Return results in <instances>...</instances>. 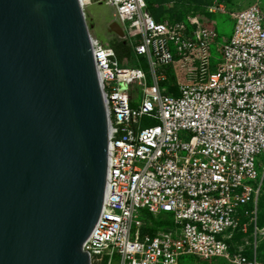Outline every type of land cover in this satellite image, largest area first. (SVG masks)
<instances>
[{
  "label": "built area",
  "instance_id": "2783aa9c",
  "mask_svg": "<svg viewBox=\"0 0 264 264\" xmlns=\"http://www.w3.org/2000/svg\"><path fill=\"white\" fill-rule=\"evenodd\" d=\"M103 1L123 27L119 41L146 58L151 83L90 32L109 128L105 199L84 243L90 264H181L185 255L264 264V3L231 13L233 35L213 64L218 34L200 13L158 21L146 0ZM80 2L84 11L95 3ZM224 8L215 0L207 11ZM171 75L177 95L163 85ZM133 84L143 95L137 106ZM142 210L168 213L171 225L146 223Z\"/></svg>",
  "mask_w": 264,
  "mask_h": 264
},
{
  "label": "water",
  "instance_id": "95a60500",
  "mask_svg": "<svg viewBox=\"0 0 264 264\" xmlns=\"http://www.w3.org/2000/svg\"><path fill=\"white\" fill-rule=\"evenodd\" d=\"M108 144L80 0H0V264H90Z\"/></svg>",
  "mask_w": 264,
  "mask_h": 264
},
{
  "label": "rangeland",
  "instance_id": "374dc122",
  "mask_svg": "<svg viewBox=\"0 0 264 264\" xmlns=\"http://www.w3.org/2000/svg\"><path fill=\"white\" fill-rule=\"evenodd\" d=\"M169 1L170 10L172 11H184L192 9L193 7L200 11V14L204 21L215 29L218 34L217 43H215L212 47L213 51V64L217 63L221 60L222 55L219 51L220 46L228 40L234 32L235 20L232 18V12L241 10L243 8H247L254 4L257 1L263 2L264 0H216L225 8L224 10H220L217 13H208L206 12V6L209 2L215 0H167ZM87 23L89 22L90 16L97 15L100 22L102 19H105L107 15L111 12L110 9L104 4L99 3L87 6L85 8ZM89 24V23H88ZM99 28H103V25L99 23ZM93 35L95 33L90 31ZM136 59L134 63H122L125 67H141L148 76L149 83H151L150 77V66L144 56L135 55ZM181 78H183L184 71H178ZM130 93L134 97L135 101L132 103V106H137L142 100V90L138 88L137 84H133L129 87ZM151 120L145 118L144 121ZM264 167V153L258 155V169L261 171ZM262 210L264 211V199L262 202ZM168 213H162L158 216L152 215L148 212V210H142L140 218L148 224L156 225H164L168 224L167 218ZM263 259H264V249H263ZM192 264H228L226 262H220L218 260H203V259H193Z\"/></svg>",
  "mask_w": 264,
  "mask_h": 264
},
{
  "label": "trees",
  "instance_id": "16d2710c",
  "mask_svg": "<svg viewBox=\"0 0 264 264\" xmlns=\"http://www.w3.org/2000/svg\"><path fill=\"white\" fill-rule=\"evenodd\" d=\"M147 1V5H148V9L151 12V14L154 16V18L158 21L162 20L165 16H169L170 18H175V19H181L183 17H185L187 14L191 13V12H197L200 13L199 10H197L196 8H192L189 10H184V11H172L170 10V5H169V1L167 0H146ZM212 3L209 2L207 4V6ZM207 6H206V12L207 11ZM210 13V12H208ZM111 46L115 49L118 58L120 59V61L122 63H124V60L126 59L128 63H134L135 62V53H134V48L132 47V45L128 42V41H114L112 42ZM126 62V63H127ZM164 87H166L168 92H171L175 95L178 94V87L176 84V80L174 78V76H170L168 80H165L163 82ZM264 199V188H263V192L261 193L260 197H259V202H258V207H259V225L260 226H264V211L262 210V202ZM168 224H164V225H157V226H167V225H171V222L167 221ZM156 230V228H146L143 231L144 232H154ZM263 249H264V238L261 240L259 247H258V255L259 258L264 262L263 259ZM246 254L250 257L251 252L247 251ZM200 259L195 255H185L182 257L181 259V264H192L193 259ZM220 262H226L224 260H218ZM228 263V262H226ZM230 264V263H228Z\"/></svg>",
  "mask_w": 264,
  "mask_h": 264
},
{
  "label": "crops",
  "instance_id": "0c3cea01",
  "mask_svg": "<svg viewBox=\"0 0 264 264\" xmlns=\"http://www.w3.org/2000/svg\"><path fill=\"white\" fill-rule=\"evenodd\" d=\"M93 4L94 3H92L91 5H93ZM95 4H98V2H95ZM105 5L111 11L107 15V17L105 19H102V22H100V20L98 19L97 15L90 16L89 22H88L89 24L88 25H89L90 31H93L95 33L94 36L98 37L106 45L111 46L112 42L119 41V39L117 38V36H116L115 33L110 32L108 30V24L114 18V15H113L114 9L111 6L107 5V4H105ZM99 23L101 25H103V28H99ZM126 62H127V60L125 59L124 60V63H126Z\"/></svg>",
  "mask_w": 264,
  "mask_h": 264
},
{
  "label": "bare ground",
  "instance_id": "6f19581e",
  "mask_svg": "<svg viewBox=\"0 0 264 264\" xmlns=\"http://www.w3.org/2000/svg\"><path fill=\"white\" fill-rule=\"evenodd\" d=\"M85 1H88V0H85Z\"/></svg>",
  "mask_w": 264,
  "mask_h": 264
}]
</instances>
